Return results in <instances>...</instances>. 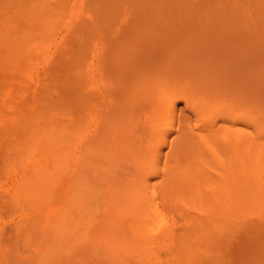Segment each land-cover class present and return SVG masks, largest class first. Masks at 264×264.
<instances>
[{
  "label": "bare ground",
  "instance_id": "obj_1",
  "mask_svg": "<svg viewBox=\"0 0 264 264\" xmlns=\"http://www.w3.org/2000/svg\"><path fill=\"white\" fill-rule=\"evenodd\" d=\"M0 264H264V0H0Z\"/></svg>",
  "mask_w": 264,
  "mask_h": 264
}]
</instances>
